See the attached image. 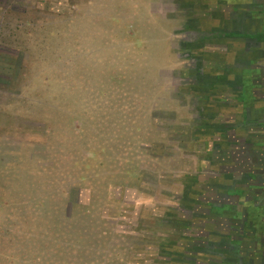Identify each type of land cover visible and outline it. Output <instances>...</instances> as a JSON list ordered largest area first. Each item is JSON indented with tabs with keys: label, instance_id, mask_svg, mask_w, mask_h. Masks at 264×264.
I'll return each mask as SVG.
<instances>
[{
	"label": "rangeland",
	"instance_id": "1",
	"mask_svg": "<svg viewBox=\"0 0 264 264\" xmlns=\"http://www.w3.org/2000/svg\"><path fill=\"white\" fill-rule=\"evenodd\" d=\"M191 1L0 0V264H264V123L219 116L253 42Z\"/></svg>",
	"mask_w": 264,
	"mask_h": 264
},
{
	"label": "crops",
	"instance_id": "2",
	"mask_svg": "<svg viewBox=\"0 0 264 264\" xmlns=\"http://www.w3.org/2000/svg\"><path fill=\"white\" fill-rule=\"evenodd\" d=\"M181 3L179 2L180 5ZM201 9L203 13H200ZM185 15L187 16L184 18L187 19L189 27L208 30L212 34L217 30L223 32L221 33L223 38L219 39L220 43L226 42L225 44L229 46L233 45L235 49L231 54L232 56L235 54L236 58L238 54L243 53L245 41L250 39L253 42V48H246L250 53L251 67L238 69L240 72L238 73L230 71L231 65H224L222 69L224 73L220 77L224 81H222L223 89L221 88L219 94L223 99L220 105V111L223 114L220 113L219 116H225V119H221L220 122L221 137L226 139L225 142L229 145L243 142L238 137L239 131H233V134H230V131L233 128L238 130L245 125V114L250 113L253 120L254 118L257 122L263 120L262 123H264V85L259 81L264 74L262 70L264 65L259 64L260 60L264 62V50L262 53L260 51L264 47V0H250V2L248 0H213L211 4H203V7L199 2L191 1ZM259 54H262L261 59ZM245 96L250 98L248 103L245 102ZM227 111L235 112L234 123ZM247 120H249L248 117ZM262 135L263 132H249L246 141L253 148L255 145H260V142H264Z\"/></svg>",
	"mask_w": 264,
	"mask_h": 264
},
{
	"label": "flooded vegetation",
	"instance_id": "3",
	"mask_svg": "<svg viewBox=\"0 0 264 264\" xmlns=\"http://www.w3.org/2000/svg\"><path fill=\"white\" fill-rule=\"evenodd\" d=\"M258 37H260V35L258 34ZM255 42V41H254ZM256 44H258V42H255ZM260 163L264 164V156L259 158ZM247 175H251L250 177L252 178H256V180H258L259 182L256 184L257 186L255 187V191L254 193L257 195V199H259L262 203H264V175L261 177H258V174L255 175V172H250V173H246ZM251 178H249L248 180H246L245 183L250 184L251 182ZM251 185V184H250ZM258 208H261L260 206H257ZM251 208V206L249 207ZM263 209V208H262ZM264 212V211H263ZM262 220H264V216H262ZM264 225V222L262 223Z\"/></svg>",
	"mask_w": 264,
	"mask_h": 264
}]
</instances>
